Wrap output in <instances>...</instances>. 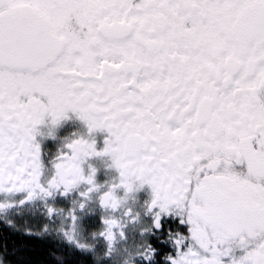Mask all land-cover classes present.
I'll return each instance as SVG.
<instances>
[{
  "label": "snow or ice",
  "instance_id": "obj_1",
  "mask_svg": "<svg viewBox=\"0 0 264 264\" xmlns=\"http://www.w3.org/2000/svg\"><path fill=\"white\" fill-rule=\"evenodd\" d=\"M16 235L36 264H264V0H0V264H33Z\"/></svg>",
  "mask_w": 264,
  "mask_h": 264
},
{
  "label": "flooded vegetation",
  "instance_id": "obj_2",
  "mask_svg": "<svg viewBox=\"0 0 264 264\" xmlns=\"http://www.w3.org/2000/svg\"><path fill=\"white\" fill-rule=\"evenodd\" d=\"M79 127L80 125L78 121L69 120L67 122H62L56 134L59 137H63V136L69 135L70 133L74 131H78ZM102 138H103V133L98 132L96 134L98 146H101ZM37 139L39 140L40 138L38 137ZM55 143H58V142H54L52 140H44L41 144V147L43 150H51L54 147ZM8 242L9 244L14 245L15 247L21 249V251H32L33 247L35 246H43L40 241L29 239L23 235L9 236Z\"/></svg>",
  "mask_w": 264,
  "mask_h": 264
},
{
  "label": "trees",
  "instance_id": "obj_3",
  "mask_svg": "<svg viewBox=\"0 0 264 264\" xmlns=\"http://www.w3.org/2000/svg\"><path fill=\"white\" fill-rule=\"evenodd\" d=\"M43 250V246H35L32 251H22V255L25 258H31L33 264H36L41 259V252Z\"/></svg>",
  "mask_w": 264,
  "mask_h": 264
}]
</instances>
